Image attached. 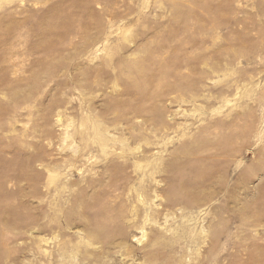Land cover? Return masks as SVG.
I'll use <instances>...</instances> for the list:
<instances>
[{
    "label": "rangeland",
    "instance_id": "rangeland-1",
    "mask_svg": "<svg viewBox=\"0 0 264 264\" xmlns=\"http://www.w3.org/2000/svg\"><path fill=\"white\" fill-rule=\"evenodd\" d=\"M0 264H264V0H0Z\"/></svg>",
    "mask_w": 264,
    "mask_h": 264
}]
</instances>
